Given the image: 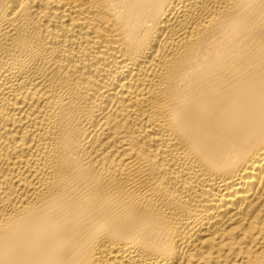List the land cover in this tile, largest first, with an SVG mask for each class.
Listing matches in <instances>:
<instances>
[{"label":"bare ground","instance_id":"bare-ground-1","mask_svg":"<svg viewBox=\"0 0 264 264\" xmlns=\"http://www.w3.org/2000/svg\"><path fill=\"white\" fill-rule=\"evenodd\" d=\"M0 264H264V0H0Z\"/></svg>","mask_w":264,"mask_h":264}]
</instances>
